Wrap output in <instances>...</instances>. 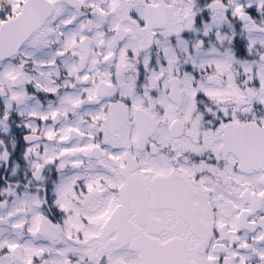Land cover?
<instances>
[{"label":"snow or ice","instance_id":"6c2138e0","mask_svg":"<svg viewBox=\"0 0 264 264\" xmlns=\"http://www.w3.org/2000/svg\"><path fill=\"white\" fill-rule=\"evenodd\" d=\"M0 264H264V0H0Z\"/></svg>","mask_w":264,"mask_h":264}]
</instances>
